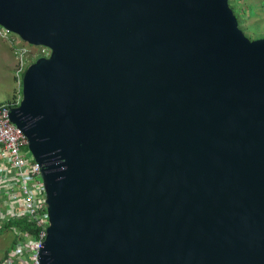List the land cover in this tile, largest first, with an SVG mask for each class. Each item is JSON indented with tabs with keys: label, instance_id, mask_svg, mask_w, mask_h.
I'll return each mask as SVG.
<instances>
[{
	"label": "water",
	"instance_id": "water-1",
	"mask_svg": "<svg viewBox=\"0 0 264 264\" xmlns=\"http://www.w3.org/2000/svg\"><path fill=\"white\" fill-rule=\"evenodd\" d=\"M0 26L49 50L11 112L41 264H264V38L230 0H0Z\"/></svg>",
	"mask_w": 264,
	"mask_h": 264
},
{
	"label": "built area",
	"instance_id": "built-area-1",
	"mask_svg": "<svg viewBox=\"0 0 264 264\" xmlns=\"http://www.w3.org/2000/svg\"><path fill=\"white\" fill-rule=\"evenodd\" d=\"M16 37L0 26V39L15 47L19 60L15 77L20 81L29 68L28 50L17 45ZM41 49L40 56L47 57L49 50ZM21 99L0 104V232L14 234L13 248L0 264H41L40 254L51 225L43 167L31 152L26 135L11 120V112ZM20 220L31 223L34 232L9 227L10 222Z\"/></svg>",
	"mask_w": 264,
	"mask_h": 264
},
{
	"label": "rangeland",
	"instance_id": "rangeland-1",
	"mask_svg": "<svg viewBox=\"0 0 264 264\" xmlns=\"http://www.w3.org/2000/svg\"><path fill=\"white\" fill-rule=\"evenodd\" d=\"M239 20L240 29L250 40L264 38V0H230ZM17 45L27 49L26 60L32 65L41 55V47L27 44L18 36ZM41 57V56H40ZM19 60L15 47L9 41L0 39V104L22 98V82L15 77ZM14 234L0 232V263L13 248Z\"/></svg>",
	"mask_w": 264,
	"mask_h": 264
},
{
	"label": "trees",
	"instance_id": "trees-1",
	"mask_svg": "<svg viewBox=\"0 0 264 264\" xmlns=\"http://www.w3.org/2000/svg\"><path fill=\"white\" fill-rule=\"evenodd\" d=\"M233 9H234V7H233ZM234 11H235V9H234ZM235 13H236V11H235ZM237 15V14H236ZM39 58H41V57H39ZM38 58V59H39ZM37 59V60H38ZM35 62V61H34ZM33 62V63H34ZM32 63V64H33ZM16 226H18V227H20L23 231H29V232H34V230L32 229V224L31 223H29L27 220H20V221H12V222H10V224H9V227L10 228H14V227H16Z\"/></svg>",
	"mask_w": 264,
	"mask_h": 264
}]
</instances>
